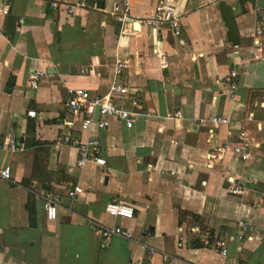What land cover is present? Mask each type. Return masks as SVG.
I'll use <instances>...</instances> for the list:
<instances>
[{
	"label": "crops",
	"instance_id": "crops-1",
	"mask_svg": "<svg viewBox=\"0 0 264 264\" xmlns=\"http://www.w3.org/2000/svg\"><path fill=\"white\" fill-rule=\"evenodd\" d=\"M49 1L0 0V169H10L0 178V264H128L143 256L139 242L155 250L149 264H227L217 237L228 259L264 264V0H185L177 36L140 22L154 0H57L79 4L73 14ZM117 60L145 115L79 131L65 88L104 94ZM32 70L43 72L36 89ZM211 105L227 124L209 123ZM11 129L14 152L2 145ZM67 132L95 137L105 165L78 166L60 141ZM237 144L249 158L232 152ZM49 183L82 189L72 201L59 192L51 220L41 193L60 190ZM232 183L242 192L229 193ZM111 200L131 205L132 218L106 215ZM237 221L249 240L228 239ZM113 225L133 239L102 238Z\"/></svg>",
	"mask_w": 264,
	"mask_h": 264
},
{
	"label": "built area",
	"instance_id": "built-area-1",
	"mask_svg": "<svg viewBox=\"0 0 264 264\" xmlns=\"http://www.w3.org/2000/svg\"><path fill=\"white\" fill-rule=\"evenodd\" d=\"M185 0H154L150 12L147 16L140 20L146 27L152 28L156 31L167 30L172 35H179L180 33V19L184 14L183 3ZM52 9L63 7L67 14H73L74 9L79 4H67L62 1L50 0L48 3ZM7 12L6 6L0 7V14ZM255 50L258 49V43H255ZM156 56H159L157 51H154ZM250 52V51H249ZM254 56H256L254 54ZM126 67L123 61H115L112 66V78L107 85L106 91L102 95L90 96L89 93L80 88L66 87L64 91L63 105L70 115L73 116L74 121L78 125L79 131H89L94 126L97 130H103L107 127L110 118L120 120L126 128H129L132 121L142 115H145L141 109L140 98L131 94L127 85L121 83L117 75L122 69ZM80 72H83L81 70ZM89 72H92L89 70ZM43 75L42 71L32 70L28 74V83L31 89H36L40 77ZM235 76L234 71H230L225 80L229 82L228 94L232 95L235 90V83L232 78ZM215 97H212V101ZM98 108L97 116L94 118V112ZM28 116H33V111H27ZM178 114V112H176ZM208 121L211 125H225L228 119L217 112L214 105L209 107ZM70 129L72 123L64 122ZM17 136L11 129L8 134L3 138L2 145L9 151L14 152L20 150L17 142ZM61 143L72 146L77 151V165L81 166L85 162H90L95 166H104L105 160L101 156V144L95 138H86L82 140L78 135L67 132L60 138ZM232 152L240 159L244 160L249 158L244 145L237 144L231 148ZM0 178L8 180L10 178V169L4 166L0 169ZM52 188H57L60 191L44 190L41 193L42 210L44 217L48 220L54 219L56 207L59 204V197L61 192L69 200H74L77 195L82 193V189L77 184L56 185L49 183ZM243 190L240 183H232L228 186L227 191L231 194H239ZM103 211L110 217H118L122 219H131L133 215V208L127 203L118 201H108L104 204ZM238 231L234 236H229L230 240H241L242 238L249 240L251 237L246 234L247 226L243 221H237ZM192 231H198L197 228H192ZM99 234L102 238L106 239L112 235L120 236L124 239H133L131 232L119 225L110 227L101 226ZM204 233L199 232L201 240H205ZM207 243V241H205ZM217 254L225 259L227 264H246L244 260L238 256L227 258L226 241L222 237H217L214 241ZM139 246L143 249L144 254L142 257L129 261L128 264H149L151 255L155 250L145 244L139 242ZM165 259V255H163Z\"/></svg>",
	"mask_w": 264,
	"mask_h": 264
},
{
	"label": "water",
	"instance_id": "water-1",
	"mask_svg": "<svg viewBox=\"0 0 264 264\" xmlns=\"http://www.w3.org/2000/svg\"><path fill=\"white\" fill-rule=\"evenodd\" d=\"M101 1H99V0H97L96 1V6L97 7H101ZM134 25H136V23H134ZM97 111H98V108L96 107V109H95V112H94V118H96V116H97Z\"/></svg>",
	"mask_w": 264,
	"mask_h": 264
},
{
	"label": "trees",
	"instance_id": "trees-1",
	"mask_svg": "<svg viewBox=\"0 0 264 264\" xmlns=\"http://www.w3.org/2000/svg\"><path fill=\"white\" fill-rule=\"evenodd\" d=\"M27 128L29 129V125H28V127H27ZM28 129H27V130H28Z\"/></svg>",
	"mask_w": 264,
	"mask_h": 264
}]
</instances>
